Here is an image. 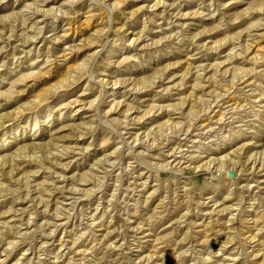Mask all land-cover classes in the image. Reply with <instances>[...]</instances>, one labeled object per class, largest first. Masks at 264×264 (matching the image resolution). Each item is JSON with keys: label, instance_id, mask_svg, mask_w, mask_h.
Returning a JSON list of instances; mask_svg holds the SVG:
<instances>
[{"label": "rangeland", "instance_id": "1", "mask_svg": "<svg viewBox=\"0 0 264 264\" xmlns=\"http://www.w3.org/2000/svg\"><path fill=\"white\" fill-rule=\"evenodd\" d=\"M0 264H264V0H0Z\"/></svg>", "mask_w": 264, "mask_h": 264}, {"label": "bare ground", "instance_id": "2", "mask_svg": "<svg viewBox=\"0 0 264 264\" xmlns=\"http://www.w3.org/2000/svg\"><path fill=\"white\" fill-rule=\"evenodd\" d=\"M37 121V120H36Z\"/></svg>", "mask_w": 264, "mask_h": 264}]
</instances>
